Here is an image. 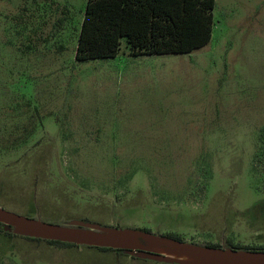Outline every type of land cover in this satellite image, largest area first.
Instances as JSON below:
<instances>
[{
    "label": "rangeland",
    "instance_id": "1",
    "mask_svg": "<svg viewBox=\"0 0 264 264\" xmlns=\"http://www.w3.org/2000/svg\"><path fill=\"white\" fill-rule=\"evenodd\" d=\"M86 5L0 0V206L217 253L264 247V163L252 169L264 146V0H216L212 39L193 52L134 56L122 39L115 57L79 62ZM145 245L0 232V264H180Z\"/></svg>",
    "mask_w": 264,
    "mask_h": 264
},
{
    "label": "trees",
    "instance_id": "2",
    "mask_svg": "<svg viewBox=\"0 0 264 264\" xmlns=\"http://www.w3.org/2000/svg\"><path fill=\"white\" fill-rule=\"evenodd\" d=\"M215 6L216 0H87L75 58L79 62L113 58L122 39H126L134 56L193 52L212 39ZM261 163H264V146H259L253 156V171ZM144 231L151 233L150 230ZM0 232L8 233L2 223ZM168 236L182 241L176 234ZM46 241L60 246H80ZM84 247L102 251L124 250ZM232 247L235 250L264 251V247L248 249L233 244Z\"/></svg>",
    "mask_w": 264,
    "mask_h": 264
},
{
    "label": "water",
    "instance_id": "3",
    "mask_svg": "<svg viewBox=\"0 0 264 264\" xmlns=\"http://www.w3.org/2000/svg\"><path fill=\"white\" fill-rule=\"evenodd\" d=\"M0 223L4 230L26 237L73 243L80 246L107 247L131 250L133 253L146 250V243L175 249L192 255L199 260H176L164 254H153V258L162 262L180 264H264V251L229 249L214 252L194 244L184 243L171 237L158 236L139 229H119L87 225L88 227L66 226L49 223L40 219L19 215L0 206ZM214 253L209 256L208 252Z\"/></svg>",
    "mask_w": 264,
    "mask_h": 264
},
{
    "label": "bare ground",
    "instance_id": "4",
    "mask_svg": "<svg viewBox=\"0 0 264 264\" xmlns=\"http://www.w3.org/2000/svg\"><path fill=\"white\" fill-rule=\"evenodd\" d=\"M162 254L166 255V256H169L173 259H176V260H182V261H196V260H199L197 257L195 256H192V255H188V254H184V253H181L175 249H170V248H167L165 249L163 252H161ZM209 256H213L214 253L212 252H208L207 253Z\"/></svg>",
    "mask_w": 264,
    "mask_h": 264
},
{
    "label": "crops",
    "instance_id": "5",
    "mask_svg": "<svg viewBox=\"0 0 264 264\" xmlns=\"http://www.w3.org/2000/svg\"><path fill=\"white\" fill-rule=\"evenodd\" d=\"M66 250H67V249H66ZM23 264H26V263H25V261H24V263H23Z\"/></svg>",
    "mask_w": 264,
    "mask_h": 264
}]
</instances>
